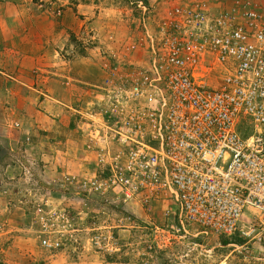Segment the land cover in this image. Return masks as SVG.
<instances>
[{
  "label": "rangeland",
  "instance_id": "obj_1",
  "mask_svg": "<svg viewBox=\"0 0 264 264\" xmlns=\"http://www.w3.org/2000/svg\"><path fill=\"white\" fill-rule=\"evenodd\" d=\"M27 1L53 27L44 47L54 67L22 84L0 75V264H264V248L238 233L154 237L161 198L135 204L82 188L98 174H86L91 160L99 171L100 155L121 150L115 120L132 105L123 90L147 69L152 41L175 34L183 0Z\"/></svg>",
  "mask_w": 264,
  "mask_h": 264
},
{
  "label": "built area",
  "instance_id": "obj_2",
  "mask_svg": "<svg viewBox=\"0 0 264 264\" xmlns=\"http://www.w3.org/2000/svg\"><path fill=\"white\" fill-rule=\"evenodd\" d=\"M174 11L175 34L152 41L147 69L123 90L132 105L115 120L121 150L100 155L82 188L164 200L175 224L154 225V237L238 233L264 248V7L212 12L197 0Z\"/></svg>",
  "mask_w": 264,
  "mask_h": 264
},
{
  "label": "crops",
  "instance_id": "obj_3",
  "mask_svg": "<svg viewBox=\"0 0 264 264\" xmlns=\"http://www.w3.org/2000/svg\"><path fill=\"white\" fill-rule=\"evenodd\" d=\"M194 1L197 0H183L181 4ZM201 1L205 2L212 12L216 9L231 10L236 2H244L250 7H264V0ZM43 19H45L43 13L34 5H30L27 0H0V75L6 77L8 83L17 79L18 83L22 84L20 77L32 74V71L47 72L46 67L53 70L54 62L50 57L51 52L47 47H44L46 42H50L49 35L52 33L53 27L47 22L44 26ZM57 37L60 36L57 35ZM59 86L61 87V85ZM12 87L13 85H11ZM94 142L97 144L94 138L88 136L84 139V144H91L92 148L95 147ZM91 164L93 170H88L86 173L89 176L98 172L96 171V162L91 160ZM165 207L169 209V205H165ZM160 216L162 217L159 219L160 222L175 224L174 216L167 220L163 219L162 213ZM217 237L213 236L209 240Z\"/></svg>",
  "mask_w": 264,
  "mask_h": 264
},
{
  "label": "trees",
  "instance_id": "obj_4",
  "mask_svg": "<svg viewBox=\"0 0 264 264\" xmlns=\"http://www.w3.org/2000/svg\"><path fill=\"white\" fill-rule=\"evenodd\" d=\"M237 243H241V240H235ZM229 242H224L225 245H227Z\"/></svg>",
  "mask_w": 264,
  "mask_h": 264
}]
</instances>
